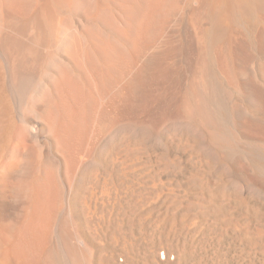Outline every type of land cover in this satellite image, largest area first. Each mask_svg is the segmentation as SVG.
Instances as JSON below:
<instances>
[{"label": "bare ground", "instance_id": "1", "mask_svg": "<svg viewBox=\"0 0 264 264\" xmlns=\"http://www.w3.org/2000/svg\"><path fill=\"white\" fill-rule=\"evenodd\" d=\"M178 238L264 252V0H0V264Z\"/></svg>", "mask_w": 264, "mask_h": 264}, {"label": "rangeland", "instance_id": "2", "mask_svg": "<svg viewBox=\"0 0 264 264\" xmlns=\"http://www.w3.org/2000/svg\"><path fill=\"white\" fill-rule=\"evenodd\" d=\"M238 175H234V178H235V185L241 184L242 181H238L239 180V177H237ZM237 181V182H236ZM243 186V185H242ZM244 188H247L246 191L248 190V185H244L243 186ZM199 237V234L197 233H193V239H198ZM235 238V236L233 234H229L227 235V239H229L230 241H232L233 239ZM191 241H189L188 239L185 240L184 238H178L177 240H175V245H176V249L173 251L171 250V255L169 256V258L173 259L175 258L176 254H179L182 258L181 260V263L180 264H188L189 262V258H190V255L193 253V248H191V244L189 243ZM165 251L164 250H160L158 251V256H160L161 253H164ZM208 252L210 254L213 253L212 250H208ZM246 253V252H249V250H246L244 248H233L230 253H228V258L231 260V264H264V252H259L258 255L256 256H252V257H243V258H237L239 257V255L241 253ZM208 253V255H209ZM123 256H118L117 257V261L119 263H122L123 262ZM243 259V260H242ZM240 261V262H239Z\"/></svg>", "mask_w": 264, "mask_h": 264}]
</instances>
